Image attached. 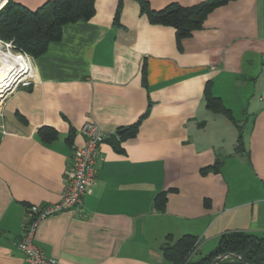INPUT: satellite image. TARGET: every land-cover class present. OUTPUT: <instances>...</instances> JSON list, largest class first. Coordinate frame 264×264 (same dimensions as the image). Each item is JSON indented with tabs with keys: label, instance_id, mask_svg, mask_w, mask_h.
<instances>
[{
	"label": "crops",
	"instance_id": "1",
	"mask_svg": "<svg viewBox=\"0 0 264 264\" xmlns=\"http://www.w3.org/2000/svg\"><path fill=\"white\" fill-rule=\"evenodd\" d=\"M12 1L35 9L47 0ZM146 1L159 10L202 0ZM117 5L95 0L90 19L64 24L59 40L31 56L29 83L0 103V264H25L17 243L27 208L58 201L87 122L106 133L94 182L79 204L38 223L34 243L45 255L169 264L168 234L196 235L198 255L227 231L264 238V0L215 7L179 46L137 0H122L115 21ZM206 84L233 119L207 109ZM148 108L135 135L120 140ZM43 127L52 140H41Z\"/></svg>",
	"mask_w": 264,
	"mask_h": 264
},
{
	"label": "trees",
	"instance_id": "2",
	"mask_svg": "<svg viewBox=\"0 0 264 264\" xmlns=\"http://www.w3.org/2000/svg\"><path fill=\"white\" fill-rule=\"evenodd\" d=\"M95 0H47L35 9L9 0L0 10V38L9 40L17 50L24 51L32 57L42 54L47 44L57 41L61 37L62 26L66 23L76 22L79 19L88 20L94 12ZM122 0H118L115 21L119 13ZM141 14L149 22L170 26L175 30L177 46L180 42L191 36L199 29L207 14L215 7L229 0H202L200 3L183 6L171 3L159 10H153L146 0H137ZM145 71H143L144 81ZM205 105L213 113L222 114L232 118L221 99L211 94L209 84L204 88ZM149 108L141 117L125 128L118 137L120 140L133 137L141 120L148 114ZM39 136L42 141L48 142L55 137V132L47 127L40 128ZM216 169L218 165L202 169ZM165 193L156 195L155 208L163 210L165 207ZM161 246L163 257L169 264H211L219 255L229 254L216 264H264V238L244 230H233L222 233L214 248L207 253L198 255V237L185 233L178 238L166 235ZM233 255L241 256L244 260Z\"/></svg>",
	"mask_w": 264,
	"mask_h": 264
},
{
	"label": "built area",
	"instance_id": "3",
	"mask_svg": "<svg viewBox=\"0 0 264 264\" xmlns=\"http://www.w3.org/2000/svg\"><path fill=\"white\" fill-rule=\"evenodd\" d=\"M9 0H0V10ZM4 65H6L4 67ZM6 69L4 85H0V103L11 91L29 83L31 56L14 48L9 40L0 38V69ZM3 84V82H2ZM11 85V90L2 94L5 87ZM259 101L264 106V91L259 95ZM83 143L73 149L70 163L65 170V183L61 189L58 201L38 206H28L29 218L23 236L17 246L23 253L25 264H61L53 257L45 255L44 251L34 243V234L38 223L45 217L58 211L65 210L81 202L82 196L90 190L95 177V160L99 147L106 138L95 123L87 122L81 127Z\"/></svg>",
	"mask_w": 264,
	"mask_h": 264
},
{
	"label": "water",
	"instance_id": "4",
	"mask_svg": "<svg viewBox=\"0 0 264 264\" xmlns=\"http://www.w3.org/2000/svg\"><path fill=\"white\" fill-rule=\"evenodd\" d=\"M10 90H11V85L8 86V87H5V89L3 90L2 94L5 96V94H6L7 92H9ZM11 92H12V91H11ZM11 92H10V93H11ZM6 97H7V96H5L4 99H5ZM118 132H121V131H118ZM228 255H229V254H223V255H219V256L215 257V258L213 259V261H212L211 264H216L219 260H221L223 257H226V256H228ZM233 256H235V257L238 258V259L244 260L241 256H238V255H233Z\"/></svg>",
	"mask_w": 264,
	"mask_h": 264
},
{
	"label": "bare ground",
	"instance_id": "5",
	"mask_svg": "<svg viewBox=\"0 0 264 264\" xmlns=\"http://www.w3.org/2000/svg\"><path fill=\"white\" fill-rule=\"evenodd\" d=\"M6 65H4L5 67ZM7 70L4 68V69H0V85H4V80H5V77L7 75ZM3 82V84H2Z\"/></svg>",
	"mask_w": 264,
	"mask_h": 264
}]
</instances>
